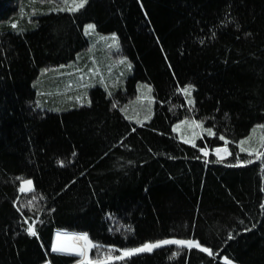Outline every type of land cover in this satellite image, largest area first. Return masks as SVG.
I'll return each mask as SVG.
<instances>
[{
    "label": "trees",
    "instance_id": "trees-1",
    "mask_svg": "<svg viewBox=\"0 0 264 264\" xmlns=\"http://www.w3.org/2000/svg\"><path fill=\"white\" fill-rule=\"evenodd\" d=\"M72 6L0 0V264H74L53 253L57 231L86 234L93 264H264V0ZM87 24L118 36L113 89L43 98L47 74L89 50ZM142 86L148 123L130 109ZM186 119L214 137L182 142L173 127ZM220 137L232 154L205 156ZM169 239L212 255L167 244L116 259Z\"/></svg>",
    "mask_w": 264,
    "mask_h": 264
},
{
    "label": "rangeland",
    "instance_id": "rangeland-1",
    "mask_svg": "<svg viewBox=\"0 0 264 264\" xmlns=\"http://www.w3.org/2000/svg\"><path fill=\"white\" fill-rule=\"evenodd\" d=\"M77 1L80 2V0ZM89 25L93 24H87L85 26V33L89 36L91 43L89 50L86 52V55H80L77 61L69 66L56 68L53 71L49 72L45 78V83H43L44 89L39 90V94L43 98L47 100L53 98L56 100L58 98L66 97L72 92V90H78L82 87L93 88L96 85L104 86V88L108 90L113 89L115 81L113 80V78L116 76V74L122 72L126 63L124 58H119L116 60L112 58V54L119 48L118 36L116 34H99L96 31L95 25H93L94 27L92 29L88 28ZM114 62H116L115 64L117 65H114ZM96 65L98 66V69L95 70L93 66ZM116 81L120 82L118 80ZM142 87L143 88L140 87L141 89L139 88V95L131 105L130 109L132 110L133 114L131 115L134 121L138 123H148L153 117L155 103L152 88L150 86ZM47 88H49L50 90ZM53 88L56 92L55 94L53 93V95H51ZM188 101L189 103L190 101L191 103H193L192 98H188ZM185 121H187V123H184ZM207 130L209 129L206 128V126L201 121L195 119H186L180 121L173 127V132L178 135L180 140L184 143H186L185 141H188L187 144L189 145H197L198 141L205 135L214 137V132L211 131L212 134H209ZM225 147L227 148V152L230 154L221 152L219 155H217L215 150L218 148L223 149ZM240 148L243 149L242 147ZM204 150L208 152L207 157H209L211 154H214L218 159H221V157H223L221 160L228 158L232 154V150L230 149L228 142L224 139L222 145L217 146L214 149L205 148ZM250 151L252 150L249 149V152H245L250 153ZM24 186L28 187L27 185ZM32 187L33 184L31 185V188ZM61 243V239L57 240V234H55L53 245ZM84 244L85 242H81L77 250H84ZM62 245L67 244L62 243ZM92 248L93 247H89L86 249V257L77 255L76 252L55 253L75 258L76 262L74 264H80V262H83L84 264L88 262V258ZM122 253L123 252H121V254ZM141 253L144 252H140L137 254ZM126 257L130 256H125L124 258Z\"/></svg>",
    "mask_w": 264,
    "mask_h": 264
},
{
    "label": "snow or ice",
    "instance_id": "snow-or-ice-1",
    "mask_svg": "<svg viewBox=\"0 0 264 264\" xmlns=\"http://www.w3.org/2000/svg\"><path fill=\"white\" fill-rule=\"evenodd\" d=\"M64 2L67 4L68 0H64ZM73 3H74V6L69 7L68 8L69 11H77V10H79V8L83 7L84 4L87 3V0H80L79 4H75V0H73ZM60 10L63 11L64 9H60ZM13 27H16V26L13 25ZM93 27H94L93 25H89L88 26L89 29H92ZM181 91H183L186 94L190 93V89L189 88L182 89ZM190 103H191V101H190ZM184 123H187V121H185ZM197 126H199V125H197ZM207 131L209 132V134H212L210 129L207 130ZM220 139L223 140L224 137H220ZM185 142L187 143L188 141H185ZM201 151L204 153L205 156L208 155V152L206 150L201 149ZM215 151H216L217 155H219L221 152H224L226 154H230V153L227 152V148L226 147L223 148V149L218 148ZM241 151H244V149H241ZM251 154L252 153L250 152L249 155H251ZM260 155H264V154L257 153L258 157ZM222 158L223 157H221V159ZM24 185H27L28 187H25ZM31 185H32V181H30V180L24 181L22 186H21V188H20V191L21 192L31 191L32 190ZM29 203H31V201H29ZM27 231L29 232L30 235H36V233L33 230V227L31 225L29 226ZM60 235L61 234H59V233L57 234V239L58 240L60 239ZM65 236L67 237V234H65ZM67 238L71 239V240H82V241H84L85 242L84 250H77L75 245L56 244V245L52 246V251L53 252H61V253H69V252L75 251L77 255H81V256H85L86 257L87 256V252H86L87 248H89V247H98L96 245H92L91 241H89V239H88L86 234H84V235L73 234L71 237H67ZM229 238H231V237H229ZM167 244H176V245H182V246H188V247H197V248H200L201 251L207 252L209 255H212L210 249L203 248L197 242H194V241H190V240L189 241H184V240H164V241H158V242H155V243H146L140 248L125 250L121 254V256L116 257V259H123L125 256L135 255V254L140 253V252H150V251H152L155 248H159L162 245H167ZM108 259H111V257L109 256ZM80 264H83V262H80ZM88 264H93V262L92 261H88ZM97 264H99V261H97ZM105 264H107V262H105ZM228 264H231V262H228Z\"/></svg>",
    "mask_w": 264,
    "mask_h": 264
},
{
    "label": "bare ground",
    "instance_id": "bare-ground-1",
    "mask_svg": "<svg viewBox=\"0 0 264 264\" xmlns=\"http://www.w3.org/2000/svg\"><path fill=\"white\" fill-rule=\"evenodd\" d=\"M59 234H61L60 235V239H61V241H62V243L63 244H67V245H75L76 246V248H78L79 246H80V243L81 242H84V241H82V240H71V239H68L67 237H71L73 234H68L67 233V237L65 236V234L66 233H60V232H58ZM57 233V234H58ZM58 240V239H57ZM61 243V244H62ZM73 252H75V251H73Z\"/></svg>",
    "mask_w": 264,
    "mask_h": 264
}]
</instances>
